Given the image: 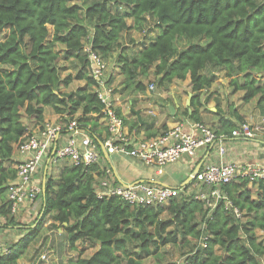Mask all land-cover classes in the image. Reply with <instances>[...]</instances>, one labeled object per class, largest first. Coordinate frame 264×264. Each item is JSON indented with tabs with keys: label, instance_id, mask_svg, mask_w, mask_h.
<instances>
[{
	"label": "trees",
	"instance_id": "trees-1",
	"mask_svg": "<svg viewBox=\"0 0 264 264\" xmlns=\"http://www.w3.org/2000/svg\"><path fill=\"white\" fill-rule=\"evenodd\" d=\"M4 30L0 199L15 178V146L43 124L46 108L61 123L74 119L91 136L101 121L86 44L118 69L121 91L144 92L143 79L150 73L159 87L188 78L193 95L185 114L192 122H201L199 109L208 101L201 100L202 93L219 72L233 93L242 92L241 102L255 100L264 110V0H0V32ZM131 31L145 35L136 49L132 40L122 43ZM62 61L72 63L73 74H62L67 69ZM74 81L83 85L65 92ZM121 118L129 132L140 128L137 121ZM95 170L96 165L65 166L56 183L46 174L33 227L0 252V264H17L46 219L63 232L71 250L85 244L95 248L86 257L83 248L70 264H264V244L256 236L257 230L264 232V182L258 183L262 193L255 199L246 179L220 185L224 199L213 208L186 193L193 181L165 206H130L115 196H97ZM8 214L7 201H0V216ZM166 246L189 249L181 253V262H165L161 249Z\"/></svg>",
	"mask_w": 264,
	"mask_h": 264
},
{
	"label": "built area",
	"instance_id": "built-area-1",
	"mask_svg": "<svg viewBox=\"0 0 264 264\" xmlns=\"http://www.w3.org/2000/svg\"><path fill=\"white\" fill-rule=\"evenodd\" d=\"M83 51L90 64L97 98L102 104L101 121L107 131L102 145L107 154H116L161 172L166 166L179 161L182 156L193 158L199 148L216 142L217 135L211 127L192 121L188 122L187 130H184L183 125L177 124L153 139L132 140L122 118L117 114L106 62L92 52L88 44L84 46ZM154 89V85L149 86L150 91ZM63 130L67 135L62 145L58 146L57 142ZM230 136L244 140L264 136V118L260 123H239L230 132ZM15 151L22 157V162L15 164L16 181L7 191L6 201L10 215L16 214L24 204L32 206L38 198L41 200L42 186L35 180V175L44 160L47 159V165L66 160L68 166L89 167L97 165L101 158L98 144L74 119L63 125L43 123L34 131L26 133L15 146ZM220 153H223L222 148ZM238 179H246L248 184L264 182V166L237 163L207 166L194 174V180L200 186H205L208 191L198 192L196 195L206 202L208 208H213L220 199H224L217 188ZM178 192L179 188L176 186L162 187L143 182L122 186L108 180L99 181L96 188L99 198L115 196L130 206H165ZM224 205L226 209L231 207L227 200ZM233 212L240 217L236 208ZM0 251L6 253L7 249L0 246ZM45 257V254L41 255L42 259Z\"/></svg>",
	"mask_w": 264,
	"mask_h": 264
},
{
	"label": "crops",
	"instance_id": "crops-1",
	"mask_svg": "<svg viewBox=\"0 0 264 264\" xmlns=\"http://www.w3.org/2000/svg\"><path fill=\"white\" fill-rule=\"evenodd\" d=\"M218 82L221 83V87L215 86L213 83L212 85L214 88H211V85L209 89L215 91L214 93L216 94L209 97L207 96V104L199 109L201 122L204 124L206 123V125L214 130L217 135L216 142L208 147L199 148L193 158L182 156L179 161L166 166L161 172L156 171L153 167L144 166L134 160L122 158L116 154H107L102 145L107 136V131L103 122L97 120L96 125L91 129L92 136L90 135L93 140H96L101 153V158L93 173L97 184L96 188H98L99 181L105 179L122 186L143 182L155 185H159L160 183L165 186H176L177 188H181L193 181V184L187 188L186 193L189 194L193 192L196 194L202 191L206 192V188H202V186L195 182L194 174L207 166L225 163H237L242 165L259 164L264 166V136L253 140H244L230 136V132L236 128L239 123H260L261 119L264 118V110L256 106L255 100L249 103L241 102L242 92L238 91L233 93L231 90L232 88L228 84V79L223 77V79H219ZM222 83L224 84L222 85ZM189 94L192 93L190 90V82L187 78L184 81L173 80L164 90L158 87H155L153 91H150L149 88L145 89L142 93L133 94L126 102L119 99V97H121L120 94L114 95V102L116 110L121 117L129 122H138L140 128L132 132H129L128 127L125 126L132 140L138 141L146 139L147 136L160 135L166 129L177 124L183 125L184 130H187V124L190 120L183 116V109L189 106H187ZM203 99L204 97L202 95L201 100ZM215 103L218 104L217 108ZM171 107L174 108L172 113L170 110ZM135 113H138L139 119ZM58 118L57 115L52 113L44 117L43 123L47 122L63 125ZM239 118L241 120H239ZM227 122L233 126L229 128ZM37 127H35L34 130ZM66 135L67 132L63 130L57 142L58 146L62 145ZM220 148L223 149V153H220ZM11 160L13 166H15V164L22 162V157L14 151ZM43 164L45 166L47 165V159L44 160ZM65 166H68L66 160L57 161L54 165L49 164L46 174L49 176L53 168L61 170ZM37 174L35 175L36 181ZM42 180L43 176L40 177V184ZM15 181L16 178L8 182V189ZM247 187L251 192L252 199H255L257 194L262 193V189L256 183L248 184ZM7 191L0 201H6ZM35 203L32 206L29 204L20 206L16 214H8L6 217L0 216L1 248H5V245H7L5 249H8L9 245H13L26 234L29 227H33L31 221L38 213L34 211ZM9 216L12 219H8ZM51 224V221H48L47 224L44 223L43 226L47 227L48 232L45 235L48 237L46 243L49 248V253L53 255L58 252L64 244L67 245V242L61 230L55 229V232L49 230L48 226ZM40 237L41 231L34 239L33 243ZM59 242L62 243L61 246Z\"/></svg>",
	"mask_w": 264,
	"mask_h": 264
},
{
	"label": "rangeland",
	"instance_id": "rangeland-1",
	"mask_svg": "<svg viewBox=\"0 0 264 264\" xmlns=\"http://www.w3.org/2000/svg\"><path fill=\"white\" fill-rule=\"evenodd\" d=\"M49 30L51 33V28H49ZM6 33H7V31H5V30L0 32V40L4 39ZM129 40H132L131 44L129 43ZM143 40H145V35L143 33H140L138 31L137 32L131 31L122 38V43H129L132 48L136 49L137 45L140 42H142ZM60 50H61L60 47H56V51L60 52ZM105 62L107 65V76H108L109 81H110L109 83L111 84L112 88L114 89V95L120 94L121 97H119V99L123 102H126L127 99L131 98V96L133 94H135L136 92L132 91V89H130V90L123 89L124 91H121L123 88V86H122L123 77L119 74L118 69L113 65L111 60H105ZM60 66H64V68H67V69H64L62 74H67L69 72L72 74L74 73V70L72 69V63L71 62L62 61V62H60ZM216 75H217V80L214 83V85L221 87V83L218 82V80L223 79V73L219 72V73H216ZM260 81L263 83L264 77H261ZM143 82L146 85V89H148L150 85H154L156 88L158 87L159 89L164 90V89H166V87L168 85L167 84V85H163V86L159 87L157 84V79L153 76L152 73H150V75L147 78H144ZM223 84L224 83H222V85ZM82 85H83V82L74 81L65 90V92L72 91L75 88L82 86ZM211 88H214L213 85ZM214 92L215 91H212L211 89H207V90L203 91L202 95L204 98H208L209 96L216 94ZM49 114H52V111L49 108H46L44 111V117H47ZM183 116H185L187 118V116L185 114V109H183ZM22 122L23 123L26 122V119L24 116L22 117ZM32 126L33 125H31V127ZM57 167H59V166H57ZM44 169H45V165L42 164L41 168L38 170V174L36 177L38 182L40 180V177L43 176ZM47 172L48 171L46 170V173ZM59 172H60V170H58L56 168L55 169L53 168L50 171L49 177L54 180V183H56V180L58 179ZM105 180L107 181V179H105ZM205 191H207V189ZM40 204H41V200L38 198L36 203H35V209H34L35 213L39 212ZM35 218L36 217L33 218V220H32L33 222H34ZM32 221H31V223H32ZM48 221H49V219H46L45 224H47ZM48 228H49V230H52V232H55L56 227H54V225L53 226L49 225ZM40 231H41V237L38 238V240L36 242H34V243L32 242V244H30L28 246L25 253L17 261V264H70V261L74 260L78 256L77 255L78 252L80 250H82L83 248H87L85 253L83 254V256H85V257L89 256L95 249V248H89V245L85 244L84 247H82V245H78V248L76 250L71 251L68 244L67 245L64 244L62 246L64 249L61 247L58 252H56L52 255L51 253H49V248L47 247V243H46L47 237H48L47 235H45L48 232L47 227L43 226ZM256 236H257L258 241H260L264 244V232L257 230ZM59 244L61 246L62 243L59 242ZM6 246L7 245H5V248H6ZM188 249L189 248H182L181 249L180 247L166 246V247L161 249V254L163 255L162 260L165 262L168 261V262H173V263H179V262H181V260L183 258V257H181V253L187 252ZM43 254L46 255V257L44 259L41 258V255H43ZM62 254H63V256H62ZM153 263H154V261H152V260H144L143 261V264H153Z\"/></svg>",
	"mask_w": 264,
	"mask_h": 264
},
{
	"label": "water",
	"instance_id": "water-1",
	"mask_svg": "<svg viewBox=\"0 0 264 264\" xmlns=\"http://www.w3.org/2000/svg\"><path fill=\"white\" fill-rule=\"evenodd\" d=\"M191 96H192V94H189V99L191 98ZM189 99L187 101V106L189 105V101H190ZM170 110H171V113H172V111H174V108L171 107ZM135 114H136L137 118L139 119L138 113H135ZM47 168H48V165L45 166L44 173H43V180H42V183H41V186H42V194L44 192V187H45V177H46V170H47ZM159 185H161L162 187H166L165 185L160 184V183H159Z\"/></svg>",
	"mask_w": 264,
	"mask_h": 264
}]
</instances>
